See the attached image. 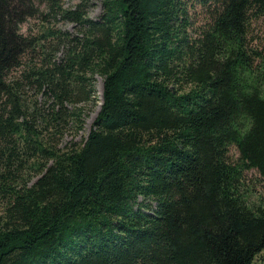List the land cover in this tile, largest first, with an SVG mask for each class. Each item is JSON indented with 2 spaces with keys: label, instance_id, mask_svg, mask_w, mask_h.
I'll return each mask as SVG.
<instances>
[{
  "label": "trees",
  "instance_id": "obj_1",
  "mask_svg": "<svg viewBox=\"0 0 264 264\" xmlns=\"http://www.w3.org/2000/svg\"><path fill=\"white\" fill-rule=\"evenodd\" d=\"M100 2L0 0V264H253L264 0Z\"/></svg>",
  "mask_w": 264,
  "mask_h": 264
},
{
  "label": "rangeland",
  "instance_id": "obj_2",
  "mask_svg": "<svg viewBox=\"0 0 264 264\" xmlns=\"http://www.w3.org/2000/svg\"><path fill=\"white\" fill-rule=\"evenodd\" d=\"M78 0H64V6L65 7H72L73 4L77 3ZM100 0H89V3L87 4V10H88V17L96 19L98 17V15L101 14L102 10H101V5H100ZM35 20H37L36 18L33 19H28L27 21L23 22L22 24V29L26 30V29H30V27H35V24L37 23ZM59 26L64 27V29L69 30L70 32H73L75 27L74 22H67V21H63L60 20L58 22ZM254 27L257 29L258 33L264 37V18L259 19V21L254 22L253 23ZM36 28V27H35ZM32 29V28H31ZM96 85L98 88L97 91V97L99 99V102L95 105H93L92 103H88V105L86 106V116L84 117V123L85 126L83 129L79 130L77 132V134L75 135L76 137L74 138V140H80L83 141L88 137V133L90 128H92L93 124H94V120L96 118V116H98L99 113V108H100V104L102 102V98L101 95L99 93V87L103 88L102 85V79L101 76H99L98 78H96ZM101 99V100H100ZM72 139L71 136H67L65 137V141H70ZM65 141L63 142V144L65 143ZM253 264H264V249L257 255L256 259L253 261Z\"/></svg>",
  "mask_w": 264,
  "mask_h": 264
},
{
  "label": "bare ground",
  "instance_id": "obj_3",
  "mask_svg": "<svg viewBox=\"0 0 264 264\" xmlns=\"http://www.w3.org/2000/svg\"><path fill=\"white\" fill-rule=\"evenodd\" d=\"M99 93H100V95H101V98H103V97H102V87H99Z\"/></svg>",
  "mask_w": 264,
  "mask_h": 264
},
{
  "label": "water",
  "instance_id": "obj_4",
  "mask_svg": "<svg viewBox=\"0 0 264 264\" xmlns=\"http://www.w3.org/2000/svg\"><path fill=\"white\" fill-rule=\"evenodd\" d=\"M102 102H103V100H102ZM101 105V104H100Z\"/></svg>",
  "mask_w": 264,
  "mask_h": 264
}]
</instances>
